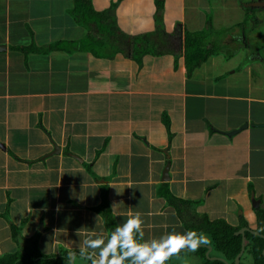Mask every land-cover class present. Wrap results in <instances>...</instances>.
I'll use <instances>...</instances> for the list:
<instances>
[{"label":"crops","instance_id":"obj_1","mask_svg":"<svg viewBox=\"0 0 264 264\" xmlns=\"http://www.w3.org/2000/svg\"><path fill=\"white\" fill-rule=\"evenodd\" d=\"M89 1L104 20L76 0H0V258L107 238L105 194L117 225L141 214L144 241L205 221L256 233L264 7L257 26L245 9L264 0ZM208 19L219 53L189 75L186 35ZM31 47L47 50L16 49Z\"/></svg>","mask_w":264,"mask_h":264},{"label":"trees","instance_id":"obj_2","mask_svg":"<svg viewBox=\"0 0 264 264\" xmlns=\"http://www.w3.org/2000/svg\"><path fill=\"white\" fill-rule=\"evenodd\" d=\"M157 10L160 13L164 10L165 1L164 0H156ZM246 10V24L251 23L253 26H257V20L254 18V11L257 10L252 7H248ZM75 11L77 14L83 16V18H87L89 16L101 15L103 18L100 20H104L105 13H97L94 12L91 8V4L89 0H76V8ZM108 13V12H107ZM248 15V16H247ZM97 19V18H95ZM205 31L196 34L186 35V61L188 66V74L195 70V68L199 67L203 61H205L210 53L218 54L219 53V45L211 43L212 33L210 28V20H207ZM146 39L145 36L138 37V42ZM211 46V48H208ZM53 47V48H52ZM52 50L55 49L54 46L50 47ZM57 48V47H56ZM21 52H30V51H38L44 52V50L37 49L35 47L31 48H16ZM145 50V48H144ZM143 47L138 48L136 51V58L140 56V54L144 51ZM142 56V55H141ZM99 212L103 215L105 220V224L109 229V232H113L115 227L118 226L113 213L111 211L107 195H103V201L101 206L99 207ZM246 226L245 223H242V227ZM17 230V229H16ZM195 230V229H191ZM199 232L206 234L210 240L212 241V252L209 257L205 256L206 249L201 247L195 253L192 252H181L178 257L180 258L186 254H194L199 259H201V264H225L226 261L228 264H234V260L236 256L239 254L241 250V236L235 235L238 231L237 228H233L223 222L220 221H205V224L197 227ZM195 230V231H196ZM16 232V231H15ZM16 234V233H15ZM246 236V246L244 254L240 257L239 264H264V256L262 254L264 250V238L252 234L250 232L245 233ZM30 245V244H29ZM67 251L62 252L57 256H46L37 252L36 250H32L29 248H25L22 253L19 255H5L0 258V264H67L65 261V257L67 255ZM171 258L166 264H183V262L176 263L172 261ZM210 258H219V259H210ZM224 260V261H223ZM88 264V262H86Z\"/></svg>","mask_w":264,"mask_h":264},{"label":"clouds","instance_id":"obj_3","mask_svg":"<svg viewBox=\"0 0 264 264\" xmlns=\"http://www.w3.org/2000/svg\"><path fill=\"white\" fill-rule=\"evenodd\" d=\"M143 225L141 214L130 215L107 238L88 235L79 252L70 251L64 259L67 264H79V261L88 264H166L182 251L195 253L212 243L206 234L195 230L173 231L159 239L144 241ZM260 233H264V227L256 230L257 235Z\"/></svg>","mask_w":264,"mask_h":264},{"label":"water","instance_id":"obj_4","mask_svg":"<svg viewBox=\"0 0 264 264\" xmlns=\"http://www.w3.org/2000/svg\"><path fill=\"white\" fill-rule=\"evenodd\" d=\"M251 7H264V3H252L250 4ZM4 47H0V51L3 50ZM2 148V147H1ZM60 149L58 147H56V152H59ZM248 230L246 228L244 229H241L237 232V235H241L242 236V247H241V251L240 253L238 254V256L236 257L235 259V264H239V261H240V256L242 255V253L244 252V247H245V239H244V233L245 231ZM256 234V233H254ZM257 235V234H256ZM207 248V252H206V257L209 256L210 252H211V247H206ZM263 254H264V251H263ZM212 259H219V258H211ZM224 261V260H223ZM225 264H228L226 261H224Z\"/></svg>","mask_w":264,"mask_h":264},{"label":"rangeland","instance_id":"obj_5","mask_svg":"<svg viewBox=\"0 0 264 264\" xmlns=\"http://www.w3.org/2000/svg\"><path fill=\"white\" fill-rule=\"evenodd\" d=\"M172 261L176 263H180L182 261L183 264H201L202 260L194 254H186L180 258H173ZM79 264H86V261H79Z\"/></svg>","mask_w":264,"mask_h":264}]
</instances>
